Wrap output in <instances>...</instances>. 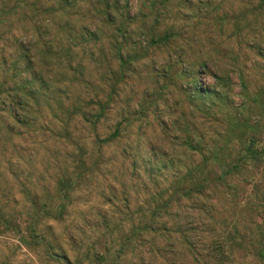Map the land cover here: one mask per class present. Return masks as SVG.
Instances as JSON below:
<instances>
[{
	"label": "rangeland",
	"instance_id": "rangeland-1",
	"mask_svg": "<svg viewBox=\"0 0 264 264\" xmlns=\"http://www.w3.org/2000/svg\"><path fill=\"white\" fill-rule=\"evenodd\" d=\"M0 264H264V0H0Z\"/></svg>",
	"mask_w": 264,
	"mask_h": 264
},
{
	"label": "trees",
	"instance_id": "trees-1",
	"mask_svg": "<svg viewBox=\"0 0 264 264\" xmlns=\"http://www.w3.org/2000/svg\"><path fill=\"white\" fill-rule=\"evenodd\" d=\"M203 185V184H202Z\"/></svg>",
	"mask_w": 264,
	"mask_h": 264
}]
</instances>
